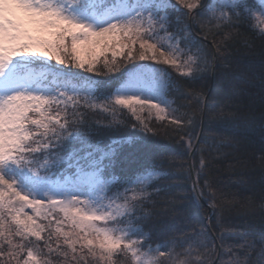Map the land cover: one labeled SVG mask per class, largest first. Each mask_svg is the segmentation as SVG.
<instances>
[{
  "label": "snow or ice",
  "instance_id": "obj_1",
  "mask_svg": "<svg viewBox=\"0 0 264 264\" xmlns=\"http://www.w3.org/2000/svg\"><path fill=\"white\" fill-rule=\"evenodd\" d=\"M240 23L264 37V0H0V264H206L204 233L153 244L143 222L161 173L140 161L153 120L202 151L195 117L169 99L175 90L199 106L202 93L182 91L172 73L186 83L213 75ZM83 72L120 82L103 92ZM88 112L107 121L97 130H125L98 139ZM199 163L189 169L198 178L209 166ZM198 198L215 210L212 193ZM247 237L224 264H264V232Z\"/></svg>",
  "mask_w": 264,
  "mask_h": 264
},
{
  "label": "trees",
  "instance_id": "obj_2",
  "mask_svg": "<svg viewBox=\"0 0 264 264\" xmlns=\"http://www.w3.org/2000/svg\"><path fill=\"white\" fill-rule=\"evenodd\" d=\"M208 2L204 0L206 5ZM229 31L233 38L217 54L213 75L186 83L172 73L182 91L202 93L199 106L179 98L175 90L169 96L179 115L195 117L192 140L195 148L202 151L188 150V136L177 134L175 125L153 120L155 134L148 135L149 143L144 148L147 155L140 161L161 173L148 189V210L152 215L143 222L145 231L153 233V244L193 235V230L204 233L198 239L209 244L207 249H199L207 252L203 257L206 264H224L229 259L228 249H236L242 234L248 233L247 238L253 239L264 232V131L260 128L264 116V37L243 23ZM107 55L110 59V53ZM82 75L101 81L103 92L111 91L120 81V73ZM237 117L247 118V122L241 120L237 126ZM120 119L129 122V114L124 113ZM97 120L107 122L99 112L87 113V122L94 133L98 131V139L107 141L125 130H97ZM127 130L132 131L130 127ZM201 158L209 166L198 178L196 170L189 169L193 163L199 168ZM206 183L211 188L204 187ZM202 191L214 195V211L211 201L198 198Z\"/></svg>",
  "mask_w": 264,
  "mask_h": 264
},
{
  "label": "rangeland",
  "instance_id": "obj_3",
  "mask_svg": "<svg viewBox=\"0 0 264 264\" xmlns=\"http://www.w3.org/2000/svg\"><path fill=\"white\" fill-rule=\"evenodd\" d=\"M145 63V62H144ZM120 82V81H119ZM118 86V85H117Z\"/></svg>",
  "mask_w": 264,
  "mask_h": 264
}]
</instances>
